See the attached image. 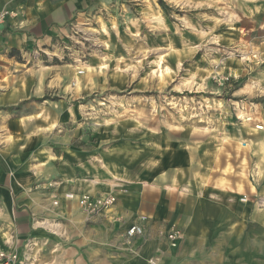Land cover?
I'll return each instance as SVG.
<instances>
[{"label":"rangeland","instance_id":"374dc122","mask_svg":"<svg viewBox=\"0 0 264 264\" xmlns=\"http://www.w3.org/2000/svg\"><path fill=\"white\" fill-rule=\"evenodd\" d=\"M64 27L28 61L47 71L40 117L62 113L38 130L60 129L64 175L105 181L112 206L171 177L175 211L206 185L264 208V0H101Z\"/></svg>","mask_w":264,"mask_h":264},{"label":"crops","instance_id":"0c3cea01","mask_svg":"<svg viewBox=\"0 0 264 264\" xmlns=\"http://www.w3.org/2000/svg\"><path fill=\"white\" fill-rule=\"evenodd\" d=\"M94 1L101 0H0V10H18L0 23V251L17 252L18 264H264V208L232 191L206 185L193 208L185 203L191 195L179 192L183 203L175 211L170 188L186 182L159 177L130 191L128 204L121 187L111 208L83 210V194L111 187L80 177L77 168L64 175L53 148L63 142L60 129L54 123L38 130L41 120H62V113L40 117L35 97L46 88L47 71L28 61L36 45L63 37L64 24ZM138 222L144 235L128 245L126 231ZM174 225L184 231L177 249L167 236Z\"/></svg>","mask_w":264,"mask_h":264},{"label":"built area","instance_id":"2783aa9c","mask_svg":"<svg viewBox=\"0 0 264 264\" xmlns=\"http://www.w3.org/2000/svg\"><path fill=\"white\" fill-rule=\"evenodd\" d=\"M13 11L2 10L0 11V23L4 22L9 15H13ZM115 201V197L111 195L107 196H95L91 194H83L80 198V204L84 211L89 215H97L105 210L109 209ZM144 225L140 222L132 224L126 231V237L131 240L139 235L144 234ZM179 236V231L173 230L170 233V238L173 240ZM18 253H0V264H18Z\"/></svg>","mask_w":264,"mask_h":264},{"label":"bare ground","instance_id":"6f19581e","mask_svg":"<svg viewBox=\"0 0 264 264\" xmlns=\"http://www.w3.org/2000/svg\"><path fill=\"white\" fill-rule=\"evenodd\" d=\"M258 128H261V126L259 125V126H257Z\"/></svg>","mask_w":264,"mask_h":264}]
</instances>
